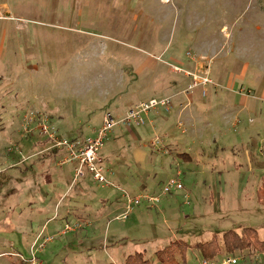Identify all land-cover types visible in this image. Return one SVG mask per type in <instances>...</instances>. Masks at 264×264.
<instances>
[{
    "label": "rangeland",
    "instance_id": "374dc122",
    "mask_svg": "<svg viewBox=\"0 0 264 264\" xmlns=\"http://www.w3.org/2000/svg\"><path fill=\"white\" fill-rule=\"evenodd\" d=\"M1 5L12 17L0 18V264H125L136 253L163 264L156 254L167 249L172 264H200V246L217 240L226 250L230 231L252 228L264 240V0ZM197 61L213 83L189 91ZM213 87H257L260 108L227 123ZM171 96L172 109L152 111L145 125L107 133L99 159L110 186L87 169L74 183L75 164L58 165L65 151H47L48 138L24 124L40 113L51 132L85 140L107 113L120 120ZM157 137L165 142L154 148ZM171 179L184 190L164 195ZM127 196L140 202L125 219ZM67 224L78 227L61 235ZM225 256L264 264L250 246L214 259Z\"/></svg>",
    "mask_w": 264,
    "mask_h": 264
},
{
    "label": "built area",
    "instance_id": "2783aa9c",
    "mask_svg": "<svg viewBox=\"0 0 264 264\" xmlns=\"http://www.w3.org/2000/svg\"><path fill=\"white\" fill-rule=\"evenodd\" d=\"M187 75L194 78V83L189 87V91H192L201 85L206 86L213 83L207 76L199 77L197 74ZM158 108H164L166 111H169L170 108L172 109V98L168 97L161 100L151 99L144 101L129 110L120 120H116L111 113H107L104 117L103 126L98 130L96 137L85 140H68L59 136L58 132H51L50 127L48 126L50 123L49 118L46 116L44 117L40 113H31L30 115L25 116L24 124L26 123L27 126H31L32 124L35 125L32 129H26L27 134H31L30 136L36 134L40 138H48L47 140H49L53 145V147L48 150L57 149L65 151L66 154L59 160L58 165L63 167L73 163L76 164L74 183H77L79 178H83L85 176L84 169H87L93 175V178L97 183L102 186H110L111 183L105 176V168L99 159V152L104 146V140L107 137V133L121 124L126 126H132L133 124L136 126L145 125V117ZM163 143L164 141H162L160 137H157L151 142V146L156 148L158 145ZM2 171L3 170L0 169V173H2ZM178 176H180V174ZM183 190L184 186L179 179H171L164 187L163 194L167 195L173 191L180 192ZM127 199V213L123 216L125 219L132 211L134 203L140 202V198L133 199L127 196ZM150 201L153 203H159L160 198L152 197L150 198ZM76 227H78V225L72 226L67 224L60 234L65 235L72 232L76 229ZM200 264H238V259L234 256H225L220 260L203 258Z\"/></svg>",
    "mask_w": 264,
    "mask_h": 264
},
{
    "label": "crops",
    "instance_id": "0c3cea01",
    "mask_svg": "<svg viewBox=\"0 0 264 264\" xmlns=\"http://www.w3.org/2000/svg\"><path fill=\"white\" fill-rule=\"evenodd\" d=\"M201 59H203V58H201ZM199 61H197L195 64V70L198 71L197 75H199V77H202L203 75H206L208 77V75L210 74V70L205 66V64H203ZM206 86H208V85H206ZM213 88L218 89L215 91V96H216L215 98L220 99V101L215 105L218 108L221 107L222 119L227 123H230V121L233 124L240 123V121H242L241 117H243L245 114L257 113V111L260 108V105L258 103L259 101H257V99H256V95H257V93L262 94V92H260L257 89V87H213ZM220 88H221V90H219ZM172 97L173 96H171L170 98H172ZM175 103L177 105V102H175ZM186 106H184V107L186 108ZM181 107H182V105H181ZM148 116H147V118H148ZM48 118H50V117H48ZM188 122H189V124H191L193 126L194 120L189 118ZM160 139H162V138L160 137ZM162 141H164V140L162 139ZM48 142H49V140H48ZM48 142H44L43 145L44 146L48 145L50 143V142L49 143ZM34 155H37V154H29V156H27L26 160H30L32 157H34ZM55 156H58V153H54V155H52V157H55ZM51 160H54V159H51ZM45 164H47V162L44 161V166H45ZM73 164H75V163H73ZM75 166H76V164H75ZM75 166L73 167L74 175H75ZM180 192H182V191H180Z\"/></svg>",
    "mask_w": 264,
    "mask_h": 264
},
{
    "label": "trees",
    "instance_id": "16d2710c",
    "mask_svg": "<svg viewBox=\"0 0 264 264\" xmlns=\"http://www.w3.org/2000/svg\"><path fill=\"white\" fill-rule=\"evenodd\" d=\"M259 194L261 201L264 203V186L261 188ZM223 245L225 246L226 250L222 248L219 241L214 240L201 245L200 251L202 255L207 259L217 258L223 253V251L236 253L248 246L253 247L256 251L264 253V240H261L258 236V232L252 228H246L242 237L235 232L230 231L226 233L223 239ZM179 247V250H181V254L182 252L184 253L183 262H185L187 247L182 244H179ZM156 256L158 257V260H160L163 264H172V261L175 259L174 255L169 249L159 251ZM125 264H151V262L147 259L145 253H136L134 255H130L126 259Z\"/></svg>",
    "mask_w": 264,
    "mask_h": 264
},
{
    "label": "water",
    "instance_id": "95a60500",
    "mask_svg": "<svg viewBox=\"0 0 264 264\" xmlns=\"http://www.w3.org/2000/svg\"><path fill=\"white\" fill-rule=\"evenodd\" d=\"M11 11L7 5L0 6V18H11Z\"/></svg>",
    "mask_w": 264,
    "mask_h": 264
}]
</instances>
